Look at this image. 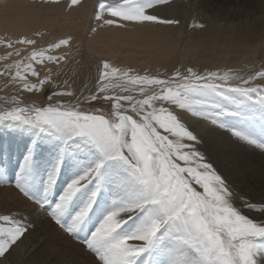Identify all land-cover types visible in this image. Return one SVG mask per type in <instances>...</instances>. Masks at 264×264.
<instances>
[{
	"label": "snow or ice",
	"instance_id": "1",
	"mask_svg": "<svg viewBox=\"0 0 264 264\" xmlns=\"http://www.w3.org/2000/svg\"><path fill=\"white\" fill-rule=\"evenodd\" d=\"M174 7L96 0L90 31L180 25L166 14ZM212 10L217 18L238 11L231 0ZM192 19L189 27L207 29ZM72 46L71 36L47 47L27 36L0 39V90L16 93L0 101V149L4 162L15 161L9 186L17 194L14 204L0 203V264H12L22 238L53 225L83 264H264V183L252 186L233 151L264 154V65L140 74L104 60L95 75L89 67L61 80L70 55L63 49Z\"/></svg>",
	"mask_w": 264,
	"mask_h": 264
},
{
	"label": "rangeland",
	"instance_id": "2",
	"mask_svg": "<svg viewBox=\"0 0 264 264\" xmlns=\"http://www.w3.org/2000/svg\"><path fill=\"white\" fill-rule=\"evenodd\" d=\"M197 2L198 0H192L193 4ZM226 2L227 0H204V7L189 9V0H174L175 5L178 7L168 9L166 14L170 17L179 18L181 21L180 25L158 26L154 28H138L133 26L118 28L115 26H105L102 29H98L97 32L90 31V28L97 26V22L92 18L93 6L96 0H81V5L73 7H68L70 0H59L58 3L48 4L43 3L42 0H0V14L6 18L10 16L11 10L19 8L22 13L29 15L31 12H34L33 7H43L52 14L60 13L66 19L60 22L58 28L53 30V33H61L57 37L52 38V42L74 35L79 38L73 41L71 49H63V51L69 52L70 55L69 62L65 63L64 70L61 73V80H71L82 74H86L89 67L91 68L92 74L95 75V62L104 61V59L110 60V63L117 68H132L138 70L140 74H144L145 72L155 74L158 71L163 72L166 68L172 66L169 61L173 54L180 56L176 67L187 65L210 70L232 69L236 72H248L253 67L259 69L261 65H264L263 32L259 33L252 41L243 43H239L236 39L227 43L218 38L201 39V37L210 34L217 28H224L228 24L245 20L243 18L226 19V13L219 18L220 20H215L214 17L217 19V14L212 9L222 7ZM231 3L235 4L240 11L251 13L253 17L257 18V21L262 20V25L264 24V0H231ZM197 15L207 23L208 28L206 30L196 29L195 32H191L189 25L193 22L192 17ZM258 17L262 19H258ZM10 19L8 18L4 22L0 21V24ZM3 25L6 27H15V24ZM4 38L2 36L0 37V39ZM208 39H215L214 44L217 43L215 48L225 49L217 52L209 51L207 46H204ZM114 40L120 41V45L116 50L112 47V41ZM198 41L203 42V45L195 51L190 47H185V44L191 46ZM227 49L231 50L230 54H227ZM1 50L4 49L0 48ZM235 50L240 51L238 59L232 55ZM60 51L57 50L58 53ZM202 52L210 58V61L198 58V55ZM242 54H245V58L241 60ZM184 58L189 59L180 62ZM175 60H178V58ZM233 62L234 64H232ZM12 96H15L13 91H9L8 96H5L3 90H0V101L7 100L8 103H11ZM2 107L4 105L0 104V108ZM6 139L5 136L0 135V145L4 144ZM218 142L221 143V141ZM18 156L19 154L17 153V158ZM3 162L2 149H0V164ZM0 167L7 168V176L0 179V203L12 205L15 203L17 197L13 187L15 183V161L9 156L8 159L5 158L4 164L0 165ZM72 175L73 169L70 167L62 172L56 185L57 192L63 189ZM9 181H11L13 186H9ZM52 227V231H55L51 233L50 240L52 243L47 242V245L42 244L38 252V258L42 260L43 258L48 259L53 257L55 255L54 249L56 248L63 255L64 259L67 260V256L74 252L72 250L73 246L65 243L66 240L61 239L58 227L54 225ZM18 244L19 241L17 242ZM51 264H58V262Z\"/></svg>",
	"mask_w": 264,
	"mask_h": 264
},
{
	"label": "bare ground",
	"instance_id": "3",
	"mask_svg": "<svg viewBox=\"0 0 264 264\" xmlns=\"http://www.w3.org/2000/svg\"><path fill=\"white\" fill-rule=\"evenodd\" d=\"M228 3V0L227 2ZM225 3V4H226ZM34 12H31L29 15H26L21 12V9L16 8L11 10V14L9 17H3L0 14V21L4 22L6 19L11 18L9 21L0 24V37L11 38L15 39L21 36H27L29 38L36 39L38 41V45L41 47H47L49 43H52V38L57 37L59 33H53V30L59 27L60 22L66 20L59 14H52L49 11H46L43 7H33ZM229 11L231 8L229 7ZM225 18L229 20L233 19H245L239 22H235L234 24H228L224 28H217L213 30L210 34H207L201 39L204 38H218L219 40H223V42L227 43L236 39L239 43L252 41L256 38L259 33H264V24L262 25V20L257 21L255 17L252 16L251 13H244L240 10L232 13L229 15L228 12L225 14ZM224 18V19H225ZM215 20H220L219 18H215ZM258 19H262L258 17ZM223 20V19H222ZM194 22V21H193ZM191 22L190 25L193 23ZM199 22V21H198ZM3 24H15V27H6ZM208 28V26H207ZM115 29V28H114ZM191 32H195L196 29L191 28ZM73 41H76L79 37L74 35ZM262 41H264L262 39ZM215 39H208L204 46H207L209 51H219L224 50L225 48H215L217 45L214 44ZM214 44V46H213ZM120 45V41H112V47L116 50ZM203 45V42L198 41L193 45H186L185 47H190L194 51L197 50L199 47ZM23 47V46H21ZM184 47V49H185ZM113 51V50H112ZM114 52V51H113ZM227 54L231 53V50H226ZM204 52L198 55L199 59L210 61L206 55L203 54ZM4 54V50L0 51V56ZM262 54V53H261ZM232 55L238 59L240 55L239 50L233 51ZM178 58V60H175ZM245 58V54H242L241 60ZM109 59V58H108ZM189 58H184L180 62L185 61ZM107 60V59H104ZM180 60V56L178 54H173L170 57L169 63L177 66V62ZM193 60V59H190ZM108 61V60H107ZM199 61V60H198ZM202 61V60H200ZM110 62V60L108 61ZM234 64V62L232 63ZM1 80V78H0ZM13 94L16 95L14 90ZM210 126V125H209ZM220 132L219 130H217ZM259 138V137H258ZM211 139V138H210ZM217 143L221 141L220 137L215 138ZM225 147H227L225 145ZM236 153L239 163L245 168V170L249 173L250 182L253 187L259 189L262 183H264V154H261L260 150H252L249 149L248 151H242L240 149H233ZM70 175V174H69ZM70 178V177H69ZM52 226L48 227L45 226L43 228H38L35 232L31 235L27 236V238H22V242L19 241V244L14 248L12 251V255L10 257L12 264H51L53 262H58L60 264L61 261L65 260L63 255L59 253L58 249H54L55 255L51 258H43L39 260V250L41 249L42 244L47 245L46 243L51 242V233L55 232L52 231ZM65 243L69 244L67 241ZM51 245V244H48ZM69 246V245H68ZM73 246V254H69L67 260H78L80 264H83V259L78 255L76 251V247ZM72 248V247H71ZM39 260V261H38Z\"/></svg>",
	"mask_w": 264,
	"mask_h": 264
}]
</instances>
